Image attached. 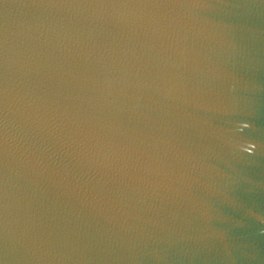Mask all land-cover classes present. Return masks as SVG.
<instances>
[{
  "label": "water",
  "instance_id": "95a60500",
  "mask_svg": "<svg viewBox=\"0 0 264 264\" xmlns=\"http://www.w3.org/2000/svg\"><path fill=\"white\" fill-rule=\"evenodd\" d=\"M0 264H264V0H0Z\"/></svg>",
  "mask_w": 264,
  "mask_h": 264
}]
</instances>
